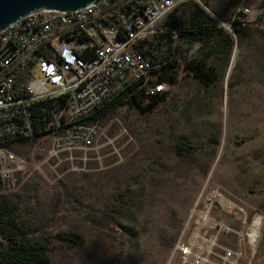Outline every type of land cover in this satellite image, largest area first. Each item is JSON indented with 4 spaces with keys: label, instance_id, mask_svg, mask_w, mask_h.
Instances as JSON below:
<instances>
[{
    "label": "rangeland",
    "instance_id": "obj_1",
    "mask_svg": "<svg viewBox=\"0 0 264 264\" xmlns=\"http://www.w3.org/2000/svg\"><path fill=\"white\" fill-rule=\"evenodd\" d=\"M195 2L226 30L236 16L248 25L223 76L203 82L178 55L150 109H105L96 147L50 156L46 144L11 145L30 164L0 190L8 233L43 243L50 264H264V0L172 11L188 24ZM203 50L197 38L187 53ZM181 242L193 244L185 262Z\"/></svg>",
    "mask_w": 264,
    "mask_h": 264
},
{
    "label": "built area",
    "instance_id": "obj_2",
    "mask_svg": "<svg viewBox=\"0 0 264 264\" xmlns=\"http://www.w3.org/2000/svg\"><path fill=\"white\" fill-rule=\"evenodd\" d=\"M126 1L42 8L0 31V190L10 188L30 164L12 148L14 142L46 144L50 156L96 147L103 127L90 114L105 99L132 82L145 101L167 92L157 52L181 26L158 22L187 0H141L121 10ZM113 10L116 19L100 22ZM237 235L244 239L242 230ZM176 249L185 262L193 244L181 242Z\"/></svg>",
    "mask_w": 264,
    "mask_h": 264
},
{
    "label": "trees",
    "instance_id": "obj_3",
    "mask_svg": "<svg viewBox=\"0 0 264 264\" xmlns=\"http://www.w3.org/2000/svg\"><path fill=\"white\" fill-rule=\"evenodd\" d=\"M141 4V0H128L120 5L121 10ZM118 17V12L111 11L107 16H102L100 22L109 23ZM237 23L232 25V31L226 30L223 26L212 20L208 12L198 3H194L188 24L177 18L171 10L168 13L167 24L181 26L176 38H166L162 47L157 52V60L161 68L160 77L168 79L173 77V67L178 62L180 55L189 70L201 81L209 83L224 75L229 64L234 41L242 43L247 36L248 25L244 24L242 16L234 17ZM201 38L204 41V56L189 55L187 51L191 48L193 40ZM215 55L217 63L207 60V56ZM163 96V95H162ZM124 99H128L142 111L150 109L156 104L158 98L145 101L137 82H132L125 89L108 97L96 107L90 114L92 119H97L111 105H116ZM5 205L0 202V264H50V260L43 243L29 239L18 238L8 233L12 225L5 219ZM9 236L8 246H2L3 237Z\"/></svg>",
    "mask_w": 264,
    "mask_h": 264
},
{
    "label": "water",
    "instance_id": "obj_4",
    "mask_svg": "<svg viewBox=\"0 0 264 264\" xmlns=\"http://www.w3.org/2000/svg\"><path fill=\"white\" fill-rule=\"evenodd\" d=\"M100 0H0V31L24 15L42 8L73 10ZM223 23L225 21L221 20ZM236 48L233 51L235 54Z\"/></svg>",
    "mask_w": 264,
    "mask_h": 264
}]
</instances>
